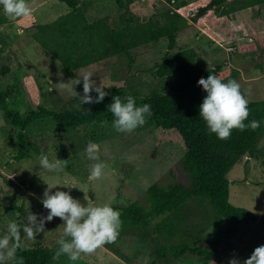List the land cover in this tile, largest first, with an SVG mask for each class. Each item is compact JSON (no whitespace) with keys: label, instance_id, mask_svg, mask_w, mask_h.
Returning a JSON list of instances; mask_svg holds the SVG:
<instances>
[{"label":"rangeland","instance_id":"374dc122","mask_svg":"<svg viewBox=\"0 0 264 264\" xmlns=\"http://www.w3.org/2000/svg\"><path fill=\"white\" fill-rule=\"evenodd\" d=\"M73 1L78 5L88 4L86 15L89 21L121 12L140 21L178 13L188 21V26L177 35L172 52L195 50L222 80L237 71L235 80L248 101L264 100V4L230 17L209 13L194 23L192 13L211 0ZM27 3L32 8V15L27 17L10 18L0 6V91L8 93V109L21 116L38 106L54 111L90 108L91 104H80L78 96L55 86L70 81V86L83 95L82 80L76 85L83 72L93 75L91 79L95 87L122 88L126 94L137 98L162 92L164 87H172L182 79H160L157 76V66L167 51L165 39L66 73L54 58L43 53L30 34L35 25L52 22L70 11L68 5L61 0H27ZM96 94L91 92L93 98ZM24 134L26 145L22 158L17 159L18 129L0 110V236L6 233L9 222L25 221L29 211L38 217L47 216L48 210L41 200L48 185L54 187L51 189L53 193L68 191L82 204L107 203L121 213L123 207L133 202L148 210L147 190L152 184L166 187L171 183H190L181 166L184 146L178 133L158 129L147 119L142 127L131 133H119L113 125L103 124L64 134L43 119L31 124ZM89 141L100 144V162L107 165L103 176L95 181L88 180L91 165L95 163L88 159L85 151ZM42 154H46L50 161L67 160V166L63 171L49 172L40 166ZM227 178L230 181L229 202L235 207L264 215V136L259 142L257 155L244 156ZM189 208L191 215L174 238L159 231L163 217H152L147 227L124 233L115 243L105 244L93 254H82L75 262L63 255L48 264H150L152 261L157 264H229L231 257L227 258L228 253H234L240 244L238 241L252 232L235 257L243 264L256 243L264 245L261 237L264 227L259 220L239 225L225 224L210 203L203 200L190 202ZM63 223L60 218H53L45 223L44 232L36 234L34 240L22 236L24 249L55 246L63 233ZM229 234L237 236L235 243H230ZM181 243L213 250L214 256L205 260L187 254L178 261L170 259L168 262L156 256V250ZM228 243L233 250L229 251Z\"/></svg>","mask_w":264,"mask_h":264},{"label":"trees","instance_id":"16d2710c","mask_svg":"<svg viewBox=\"0 0 264 264\" xmlns=\"http://www.w3.org/2000/svg\"><path fill=\"white\" fill-rule=\"evenodd\" d=\"M61 2H65L70 11L52 22L35 25L30 36L45 55L51 56L62 66L64 72L73 73L165 39L167 51L157 66V76L160 79L182 77L172 87H164L162 92H153L149 97H133L137 106L145 103L151 105L152 115L147 120L156 128L174 130L180 136L184 146L181 166L189 176L190 183H171L166 187L152 184L147 190L148 210L136 202L121 209L119 237L128 231L147 227L152 217H163L159 231L174 238L191 215L189 203L196 200L208 201L225 224L239 225L259 220L264 227V215L259 216L229 202L230 181L227 178L244 156L254 157L259 152V142L264 136V100L248 101L250 115L245 121L248 124L258 120L260 127L255 131L250 128L245 131L234 129L229 139L221 140L208 130L199 114V106L207 93L198 86V81L210 74L217 75L216 70L209 68L193 49L172 52L177 35L188 26L183 16L172 13L158 16L155 20L140 21L131 14L121 12L89 21L87 3L78 5L73 0ZM263 4L264 0H211L192 13L191 21L196 23L209 13L217 17H230ZM236 75L237 71L234 70L222 81L235 80ZM103 90L108 95L88 109L54 111L38 106L24 116L8 109V93L0 91V110L18 129L17 159L22 158L26 145L24 132L37 121L45 119L63 134L81 127L113 125L114 117L108 111L112 97L128 94L118 87H104ZM20 216L21 221V209ZM57 248L56 244L47 249H23L17 255L23 257L24 264H48L53 260ZM187 254L209 260L213 258L214 251L197 245L190 247L187 243L156 250V256L166 262L170 259L178 261ZM150 264L157 263L152 261Z\"/></svg>","mask_w":264,"mask_h":264},{"label":"clouds","instance_id":"9594fccd","mask_svg":"<svg viewBox=\"0 0 264 264\" xmlns=\"http://www.w3.org/2000/svg\"><path fill=\"white\" fill-rule=\"evenodd\" d=\"M0 6L10 18L32 15V8L27 0H0ZM92 76L88 72H83L76 82L77 85L82 80L83 95L78 94L75 87L70 86V81L55 86L69 91L73 96H78L80 104L100 103L108 93L101 86L95 87ZM198 86L207 93L199 106L200 117L206 123L208 130L217 138L229 139L234 129L245 131L250 128L255 131L260 127L261 122L258 120L245 124L250 115L248 99L236 80H228L225 83L217 75L210 74L206 79H199ZM93 91L98 94L95 98L91 95ZM248 94L250 95V92ZM108 111L114 117L113 128L119 133L133 132L138 127H142L147 117L152 115L151 105L145 103L137 106L132 95L113 96ZM85 151L88 159L95 162L91 165L88 180H98L107 167L104 162H100L98 155L100 144L89 141ZM39 160L40 166L49 172L63 171L67 166V160L50 161L46 154H42ZM52 188L54 187L48 185L41 200L43 207L48 210L47 216L38 217V214L29 211L26 223L25 221L8 223L6 233L0 236V264H24L23 257L17 255L18 251L25 248L22 236L34 240L36 234L44 232L45 223L52 221L53 218H60L64 222L63 233L56 242L58 248L52 257L53 260H59L61 256L66 255L69 261L75 262L82 254H93L105 244L117 241L122 227L121 213L118 210L107 203L85 205L68 191L57 190L53 193ZM229 264H240V261L233 258ZM243 264H264V245L257 246Z\"/></svg>","mask_w":264,"mask_h":264},{"label":"crops","instance_id":"0c3cea01","mask_svg":"<svg viewBox=\"0 0 264 264\" xmlns=\"http://www.w3.org/2000/svg\"><path fill=\"white\" fill-rule=\"evenodd\" d=\"M259 216H261V214L259 215ZM252 235V232H249L248 234H246V236L244 237V239L242 240V241H238V244H239V242H240V244H239V246L238 247H236V251L234 252V253H228V257L227 258H229L230 259V257H231V259H233V258H235V257H237L238 256V254H239V250H241L244 246H245V242H247L248 241V239H249V237ZM261 237L264 239V232L263 233H261ZM236 238H237V236L235 235V234H229V240L231 241L230 243H235L236 242ZM228 246H229V251L232 249L233 250V247H232V245L231 244H229L228 243ZM257 246H259L258 245V243H256V247ZM255 247V248H256ZM230 259V260H231ZM218 263H220V262H218ZM225 264V263H224ZM227 264V263H226Z\"/></svg>","mask_w":264,"mask_h":264}]
</instances>
